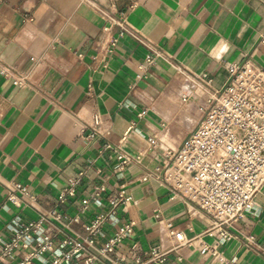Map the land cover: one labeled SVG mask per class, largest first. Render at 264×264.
Listing matches in <instances>:
<instances>
[{"label": "crops", "instance_id": "0c3cea01", "mask_svg": "<svg viewBox=\"0 0 264 264\" xmlns=\"http://www.w3.org/2000/svg\"><path fill=\"white\" fill-rule=\"evenodd\" d=\"M263 35L264 0H0V67L29 80L19 87L0 74V254L15 220L46 217L55 243L85 237L124 188L132 200L117 207L95 244L129 221L133 233L95 264L148 260L152 247L172 244L167 224L187 243L166 264H264V186L223 239L211 215L155 175L190 137L203 98L225 85L231 64L264 68ZM96 120L100 132L90 138ZM118 147L140 162L120 167ZM17 183L29 192L15 204ZM25 255L15 249L0 264Z\"/></svg>", "mask_w": 264, "mask_h": 264}, {"label": "built area", "instance_id": "2783aa9c", "mask_svg": "<svg viewBox=\"0 0 264 264\" xmlns=\"http://www.w3.org/2000/svg\"><path fill=\"white\" fill-rule=\"evenodd\" d=\"M118 24L123 25V21ZM104 31L108 32L109 27L105 26ZM116 42V38L110 40L111 45ZM260 43L264 45V35ZM228 71L225 85L203 98L202 117L190 137L177 150L170 149L165 154L167 162L155 171L156 177L164 181L174 194L211 215L214 227L223 239L233 236L230 226L254 208L255 198L264 186V68L244 61L231 64ZM0 74L19 87L29 83L28 78L12 65H1ZM188 97L184 95V99ZM98 125L96 120L90 138L99 134ZM129 131H126L124 140ZM153 146H158L156 141ZM117 159L120 167L140 162L139 155H132L122 147L117 149ZM150 176L151 173L143 175L142 181H147ZM79 182L80 177L71 181L67 190L69 195L75 194L74 187ZM103 190L104 187H99L97 194ZM28 192L25 185L17 183L9 199L18 204L19 195ZM59 199L64 200L65 194ZM130 200L132 197L121 188L112 201V209L97 215L86 226L85 237L66 236L59 243H55L50 234L52 225L46 217L28 222L15 220L10 225L14 236L5 244L0 259L12 255L15 249H23L26 255L18 264H35V260L46 254H54L52 264L70 263L73 259H80L83 264L101 262L133 233L135 223L129 221L102 245L95 244L104 223L114 219L117 207ZM167 231L172 244L166 248L152 247L150 258L146 261L136 259L137 264H166L168 254L187 243L183 232L171 224H167ZM248 241L255 242L250 235Z\"/></svg>", "mask_w": 264, "mask_h": 264}, {"label": "clouds", "instance_id": "9594fccd", "mask_svg": "<svg viewBox=\"0 0 264 264\" xmlns=\"http://www.w3.org/2000/svg\"><path fill=\"white\" fill-rule=\"evenodd\" d=\"M228 51V46L227 45H225V47H224V49H223V52H227Z\"/></svg>", "mask_w": 264, "mask_h": 264}]
</instances>
